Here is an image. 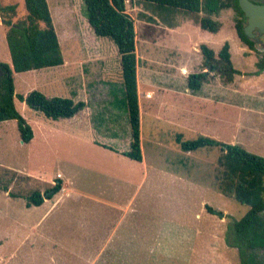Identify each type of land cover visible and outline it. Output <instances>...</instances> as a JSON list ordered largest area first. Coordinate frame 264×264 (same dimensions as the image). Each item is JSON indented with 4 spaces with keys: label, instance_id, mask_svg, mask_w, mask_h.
<instances>
[{
    "label": "rangeland",
    "instance_id": "rangeland-1",
    "mask_svg": "<svg viewBox=\"0 0 264 264\" xmlns=\"http://www.w3.org/2000/svg\"><path fill=\"white\" fill-rule=\"evenodd\" d=\"M47 2L63 62L14 72V94L36 89L47 96L72 98L67 79L71 73L80 82V91L87 92L80 96L86 98L87 107L72 123L48 118L14 96L16 109L33 131L27 142L22 141L15 119L0 121L1 184L9 181L8 190L14 193L44 192L61 178L58 171L67 182L66 191L50 197L46 208L59 198L36 224L45 207L21 211L22 198L10 204L0 192V240L6 250L15 247L8 264H88V258L97 255L94 244L99 237L86 233L79 222L94 218L109 224L121 215V239L110 242L119 244L123 253L96 256L91 264H239L237 248L227 243V227L249 206L220 192L219 148L185 151L176 133H182L181 140L205 135L264 156V87L260 86L264 75L251 74L258 56L264 54V35L251 38L252 49L241 42L232 9L219 13L221 28L210 32L197 27L192 14L167 15L153 5L127 0L126 11L136 32L137 92L182 86L184 76L204 71L199 48L204 42L217 54L228 41L233 66L239 70L230 82L210 72L203 82L207 100L184 101V96L170 93L163 96L167 108L147 110L142 104V160L136 161L123 155L131 133L128 114L116 101L122 86L116 46L94 34L83 0ZM9 4L16 6L15 12H0V21L25 16L24 0H0V6ZM0 62L11 66L1 25ZM176 70L180 75H174ZM10 168L17 174L10 177L2 171ZM109 200L128 206L116 212L99 205ZM205 203L219 213L211 214ZM77 226L81 229L74 233ZM50 238L64 245L56 246L52 256ZM72 244L75 253L65 247ZM258 254L263 257L264 250Z\"/></svg>",
    "mask_w": 264,
    "mask_h": 264
},
{
    "label": "trees",
    "instance_id": "trees-1",
    "mask_svg": "<svg viewBox=\"0 0 264 264\" xmlns=\"http://www.w3.org/2000/svg\"><path fill=\"white\" fill-rule=\"evenodd\" d=\"M127 0H83L86 19L98 37L110 39L116 46L119 55L122 86L120 97L116 99L119 108L128 114L131 133L129 150L123 155L142 160L140 146V111L137 92V56L135 51L136 32L134 21L126 11ZM153 5L160 13L185 12L192 14L200 28L218 32L221 22L216 18L223 9L234 11V27L238 38L249 48H253V40L243 31L244 14L238 0H135ZM25 16L16 21L2 17L7 26L6 42L10 54L11 66L0 62L7 70L4 78L5 92L0 93V121L15 119L22 141L32 139L33 131L27 120L16 109L14 96L25 102L30 108L41 111L53 120L70 118L86 103L75 102L72 98L47 96L33 89L23 94H14L12 73L24 72L43 67L62 64L63 56L47 0H24ZM16 6L9 4L0 6V12H15ZM202 67L200 72L187 75V88L196 93L210 72L218 74L227 82L232 81L239 73L232 63L230 45L225 41L217 54L207 44H200ZM256 69L251 72L258 75L264 70V54L255 61ZM121 109V110H122ZM176 135L182 149L191 151L205 146H217L221 151L218 158L223 167L218 188L223 195L233 197L240 203L249 206L248 211L227 227V243L237 248L239 264H264V256L258 251L264 250V156L252 153L241 145L226 143L205 135H198L191 140H181ZM12 177L14 170L3 169ZM1 172V170H0ZM11 179V178H10ZM62 187L61 179L48 187L44 192L34 189L26 194L8 190L9 181L0 183V190L7 191L11 197H23L25 205H40L44 199L52 197ZM207 211L218 214L219 211L206 205Z\"/></svg>",
    "mask_w": 264,
    "mask_h": 264
},
{
    "label": "crops",
    "instance_id": "crops-1",
    "mask_svg": "<svg viewBox=\"0 0 264 264\" xmlns=\"http://www.w3.org/2000/svg\"><path fill=\"white\" fill-rule=\"evenodd\" d=\"M0 25L3 28V33H4V36H5L6 30H7V26L2 23V20L0 21ZM198 26L199 25L197 24V27ZM5 41H6V36H5ZM6 45H7V42H6ZM7 48H8V46H7ZM201 56H202V54H201ZM10 62H11V59H10ZM13 73H14V71H13ZM13 73H12V75H13ZM174 73H176V74H174L176 76L180 75L179 70H176ZM263 75H264V70L260 74L254 75V76L257 77V78H261ZM186 78H187V76H184V79H183V82H182V86H180V85L179 86H166V87H162V88L157 87V88H152V89L146 90L142 94L138 91V103H139L140 114L142 112V104L146 106L147 110H155L156 106L157 107L158 106H161V107L163 106V107L167 108L166 107L167 106V100L163 96L168 95L170 93L176 94L177 96H184V99H183L184 101L187 99L186 97H189V98L195 97L194 101H196L197 98H199V99L208 98L203 93V91L205 89L203 86H204L205 83H203L202 88L199 90V92L194 93V92L190 91L187 88V86H186ZM67 79L69 81L68 82L69 86L72 88L71 89V92L73 94L72 95V99L75 102L81 100V101H84L86 103V105L82 109H80L77 113H75L72 117L67 118L68 120L72 121V123H75L73 120L76 119L78 114L80 112L84 111L86 109V107H87L86 98H84V97L80 98V96H82L83 93H87V92L84 91V90L80 91V87L78 86V84L80 85V82H76L75 76L73 74L68 73L67 74ZM75 86H78V87L75 89L74 88ZM260 86L263 88L264 84L260 83ZM145 93H146V95H145ZM13 100H14V104H15V98ZM187 101H189V100H187ZM187 111H190V113L192 114L190 106H188V110ZM187 111H185V112H187ZM153 115H154V117H159V114H153ZM140 124H141V115H140ZM177 134H180L182 136L181 132L180 133H176V135ZM7 168H9V167H7ZM10 169H13V168H10ZM13 170L18 171L16 169H13ZM56 174H60L61 175L60 179L62 181V187L51 198H54V196L57 195L61 191H66L67 182H64L63 174L61 172H59V171ZM0 192H4V195L8 199L10 204L11 203H15L16 202L15 200H18V199L22 198L23 199L22 202H18L19 203L18 205H19L21 211L22 210L25 211L27 209H33V208L39 209L41 207L43 209L45 207V205L47 204V202L49 200H51V198H46V199H44V201L40 205H32L30 207H27L25 205V199L23 197H20V196L11 197V196H9L7 191H0ZM57 199L53 200L52 204H50V206L48 208L45 207L43 209L42 215L35 221V224L44 218L45 214L53 206L54 202L57 201ZM99 205H105V206L114 208V211H116V212H119V211L122 212L123 208L126 209V207L128 206V205L120 204L118 202H112L110 200L109 201H99ZM206 205H209V204L205 203V206ZM22 207H23V209H22ZM122 221H123V217L121 215V216H117L116 219H114V222H113V220H110L109 224L107 223V221L106 222H101L99 219L96 220L94 218H88V219L84 220L83 222L82 221L79 222L81 224L82 229L86 233H88V234L92 233L94 235V237H99L98 245L95 246V244H94V248H95L96 253H97L96 256L99 257L100 255H107V254L116 256L117 254L121 255L123 253V250H122V248H121V246L119 244L110 242V240H112V239H121V223H122ZM76 229L77 230H74V233L77 232L81 228L77 226ZM26 237H27V234L24 236V238H26ZM40 238L42 240L44 237L40 236ZM51 240L54 243H52L51 247H49L50 248V251H49V255L50 256L53 255V249L56 246L64 247L63 244H61L59 241H57V240H55L53 238L52 239L50 238L48 241H51ZM65 247L72 253L76 252V248L73 246V244L72 245H67ZM84 247L86 248L87 246H83V248ZM14 250H15V247L12 250L11 249L10 250L9 249L6 250L5 244L3 243L2 240H0V260H2V262H1L2 264H5V263L8 264L9 260L11 261V259H13L12 257L14 256ZM46 253H48V252H46ZM40 255H42V254L40 253ZM96 256L93 257L90 260L88 258V264H91L92 262H95L96 261Z\"/></svg>",
    "mask_w": 264,
    "mask_h": 264
},
{
    "label": "water",
    "instance_id": "water-1",
    "mask_svg": "<svg viewBox=\"0 0 264 264\" xmlns=\"http://www.w3.org/2000/svg\"><path fill=\"white\" fill-rule=\"evenodd\" d=\"M258 1L260 0H238L239 7L246 17L243 31L249 38L255 36L254 29H257L258 35L264 34V4Z\"/></svg>",
    "mask_w": 264,
    "mask_h": 264
},
{
    "label": "flooded vegetation",
    "instance_id": "flooded-vegetation-1",
    "mask_svg": "<svg viewBox=\"0 0 264 264\" xmlns=\"http://www.w3.org/2000/svg\"><path fill=\"white\" fill-rule=\"evenodd\" d=\"M260 3H263L264 4V0H260L258 1ZM245 20H246V17H245ZM255 36H254V39L256 40L258 37L259 39V36H258V33H257V29H254L253 30ZM264 35V34H262ZM6 74H7V70L5 69V67H3V65L0 63V93H3L5 92V87H4V78L6 77Z\"/></svg>",
    "mask_w": 264,
    "mask_h": 264
}]
</instances>
